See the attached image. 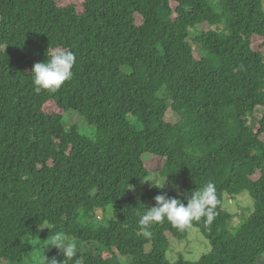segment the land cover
<instances>
[{"label": "trees", "instance_id": "trees-1", "mask_svg": "<svg viewBox=\"0 0 264 264\" xmlns=\"http://www.w3.org/2000/svg\"><path fill=\"white\" fill-rule=\"evenodd\" d=\"M263 1L82 0L80 11L0 0V264H24L34 241L57 233L80 248L68 264H262ZM58 48L75 54L73 77L55 93L36 92L31 70ZM145 156L165 160L160 175L178 192L134 191L150 174ZM207 183L215 219L191 228L211 252L172 263V241L191 228L165 221L145 237L137 213L159 194L186 204ZM243 193L253 209L234 234L224 197ZM98 210L111 213L107 222ZM44 256L64 259L52 247L38 264Z\"/></svg>", "mask_w": 264, "mask_h": 264}, {"label": "clouds", "instance_id": "clouds-1", "mask_svg": "<svg viewBox=\"0 0 264 264\" xmlns=\"http://www.w3.org/2000/svg\"><path fill=\"white\" fill-rule=\"evenodd\" d=\"M75 63L76 57L72 51L59 48L54 50L45 62L35 63L31 70L35 91L57 92L65 82L72 79ZM150 182L154 186L161 184L162 186L158 188H163L165 180L156 179ZM154 200L155 206L147 208L143 214L137 213L138 224L145 237L151 236L150 228L153 225L165 221L179 231L191 228L193 222H200L202 219L205 224L210 225L215 219V209L219 203L215 185L212 183L192 191L186 204L167 194H159ZM49 245L61 250L64 257L62 264H68L78 254L77 244L67 241L60 233L52 236ZM49 261L51 264H57L55 259L49 260L46 256L42 258L41 264H48Z\"/></svg>", "mask_w": 264, "mask_h": 264}, {"label": "rangeland", "instance_id": "rangeland-1", "mask_svg": "<svg viewBox=\"0 0 264 264\" xmlns=\"http://www.w3.org/2000/svg\"><path fill=\"white\" fill-rule=\"evenodd\" d=\"M60 6H64L70 3H76L77 7L80 11H83V3L82 0H58ZM264 5V1H263ZM196 32L192 33V37L195 35ZM46 109L48 110H55L56 106L53 103L47 105ZM166 120L170 123H176L178 121V116L173 111L169 110L166 115ZM66 123V120H64ZM80 132L88 137L95 136V130L89 127L87 124L76 121ZM144 163L146 168L149 170L150 174L149 177L145 180L144 186L134 188L135 192H143L146 190V187H152V183L150 181L159 179L165 180L163 189L168 191H175L178 192L179 188L172 185L166 179L161 177L160 171L163 168L165 160L159 157L153 156H145ZM146 186V187H145ZM156 186L161 187V184H157ZM224 209L228 210L232 215L233 218L229 224V229L232 233H236L240 227L244 224L245 219L251 214L253 209V199L250 197L248 193H243L238 196H225L224 197ZM111 213L103 211L96 212V219L100 222H107L110 218ZM67 241H72V239H68L65 237ZM50 241L40 242L34 241L31 244L29 250L28 260L24 264H38L39 263V252L43 248L52 247L54 246L49 245ZM151 246L148 245L146 247V251H150ZM80 250V248H78ZM84 249H82L83 251ZM211 252V245L208 240L204 237L202 232L197 228L193 227L190 229L188 237L180 242L172 241L170 249L167 252V258L172 262H176L179 257H184L187 260L197 261L203 255H206ZM261 263L263 264L264 260L260 259Z\"/></svg>", "mask_w": 264, "mask_h": 264}]
</instances>
